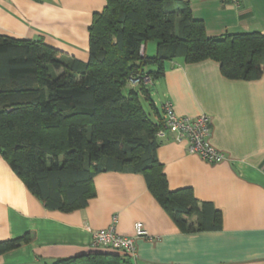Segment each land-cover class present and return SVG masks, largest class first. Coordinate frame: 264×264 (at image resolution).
<instances>
[{
	"label": "crops",
	"instance_id": "0c3cea01",
	"mask_svg": "<svg viewBox=\"0 0 264 264\" xmlns=\"http://www.w3.org/2000/svg\"><path fill=\"white\" fill-rule=\"evenodd\" d=\"M210 37L258 32L264 35V0H180ZM105 0H0V36L40 40L86 62L88 27ZM155 54V45L144 53ZM150 97L162 112L170 101L177 115L204 114L210 143L224 153L208 164L187 151L185 141L165 131L156 153L168 189H191L200 203L221 215V229L183 233L159 206L139 174L96 175V195L85 208L49 211L0 156V242L26 234L29 241L0 254V264H52L57 259L110 253L92 245V233L113 221L115 232L132 237L140 222L147 236L135 239V264H264V72L255 81L225 79L206 60L167 62L151 83ZM116 255H120L113 252Z\"/></svg>",
	"mask_w": 264,
	"mask_h": 264
},
{
	"label": "trees",
	"instance_id": "16d2710c",
	"mask_svg": "<svg viewBox=\"0 0 264 264\" xmlns=\"http://www.w3.org/2000/svg\"><path fill=\"white\" fill-rule=\"evenodd\" d=\"M105 2L88 27L86 62L40 40L0 36V156L49 211L85 208L96 195L93 179L100 173L139 174L181 232L218 231L221 215L210 204L198 202L189 188L168 189L156 153L158 133L165 130L163 112L149 87L163 76L165 63L176 59L212 60L225 79L258 80L264 72V35L210 37L186 1ZM150 41L155 54L147 56L144 46ZM146 76L150 83H144ZM127 84L138 91L124 94ZM28 241L26 234L0 242V254ZM126 263V256L110 252L52 264Z\"/></svg>",
	"mask_w": 264,
	"mask_h": 264
},
{
	"label": "built area",
	"instance_id": "2783aa9c",
	"mask_svg": "<svg viewBox=\"0 0 264 264\" xmlns=\"http://www.w3.org/2000/svg\"><path fill=\"white\" fill-rule=\"evenodd\" d=\"M225 1L235 6L239 2V0ZM143 81L144 83H150V79L147 76L143 78ZM131 82L132 84H137L138 80L132 79ZM162 112L165 130H161L158 133L160 137H163L165 131L171 130L175 133L177 141H185L189 154L197 155L208 164H216L223 161L224 153L210 143L211 121L208 116L200 114L194 118H190L177 115L170 101H166L163 104ZM146 236L147 232L140 222L134 224V235L132 237L121 236L115 232L113 221L107 228L92 233V245L135 260L137 254L134 241L136 238Z\"/></svg>",
	"mask_w": 264,
	"mask_h": 264
},
{
	"label": "rangeland",
	"instance_id": "374dc122",
	"mask_svg": "<svg viewBox=\"0 0 264 264\" xmlns=\"http://www.w3.org/2000/svg\"><path fill=\"white\" fill-rule=\"evenodd\" d=\"M146 45H148V46L155 45V42L150 41V42H147ZM146 55L150 56V55H148L147 52H146ZM148 69L152 70L153 68L150 66V67H148ZM130 89H134V90L138 91L139 86H130V84H127L126 87L123 89V93L126 94L128 92V90H130ZM140 101H141V104H142V107H143L144 111L147 114L152 116L151 109L148 106V101H146L145 98L143 96H141V95H140Z\"/></svg>",
	"mask_w": 264,
	"mask_h": 264
}]
</instances>
